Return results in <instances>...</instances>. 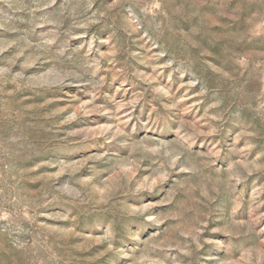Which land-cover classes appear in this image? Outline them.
I'll return each instance as SVG.
<instances>
[{"label": "rangeland", "instance_id": "obj_1", "mask_svg": "<svg viewBox=\"0 0 264 264\" xmlns=\"http://www.w3.org/2000/svg\"><path fill=\"white\" fill-rule=\"evenodd\" d=\"M0 264H264V0H0Z\"/></svg>", "mask_w": 264, "mask_h": 264}]
</instances>
